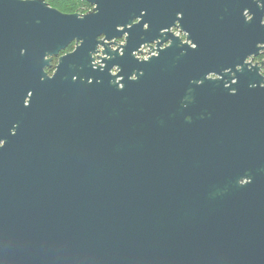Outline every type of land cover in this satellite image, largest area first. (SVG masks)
<instances>
[{
  "label": "water",
  "instance_id": "1",
  "mask_svg": "<svg viewBox=\"0 0 264 264\" xmlns=\"http://www.w3.org/2000/svg\"><path fill=\"white\" fill-rule=\"evenodd\" d=\"M86 2L0 0V264H264V0Z\"/></svg>",
  "mask_w": 264,
  "mask_h": 264
},
{
  "label": "flooded vegetation",
  "instance_id": "2",
  "mask_svg": "<svg viewBox=\"0 0 264 264\" xmlns=\"http://www.w3.org/2000/svg\"><path fill=\"white\" fill-rule=\"evenodd\" d=\"M255 1H257V0H255ZM204 3L206 4L205 0H188L187 5L191 9L198 7L200 10H202ZM53 8H55V7H53ZM249 10L254 11L253 15H251V13L248 14ZM249 10L247 9L245 11V14L247 15V20L255 21L256 20L255 19L256 14H254V13H257L259 10L264 11V4L257 3L255 5H251ZM66 14H74V13H66ZM261 25L264 26V13H263V20L261 22ZM171 33H173L175 36H177L179 38H182L184 43L186 42V38L188 37V33L185 34L174 26L171 28ZM119 43L123 44L124 40L123 39L119 40ZM189 44H191V42H189ZM76 46H77V42L72 41L64 50H62L60 52V54L58 56L52 57L50 65L45 68V73L48 75L49 78H53V75H54V73L57 69L58 63H59V58L74 52L76 49ZM192 47H195V45H193ZM262 47H263V49H261L258 54H253L251 57H249L246 60V63L249 64V66L247 68L248 72L252 76H259L261 78L262 83H261V86H259L260 88H264V45ZM148 51L149 50L147 48L144 49L142 51L141 58H146L149 55ZM238 70H241V68H238ZM250 86L252 88H259L258 84H254V85H250Z\"/></svg>",
  "mask_w": 264,
  "mask_h": 264
},
{
  "label": "trees",
  "instance_id": "3",
  "mask_svg": "<svg viewBox=\"0 0 264 264\" xmlns=\"http://www.w3.org/2000/svg\"><path fill=\"white\" fill-rule=\"evenodd\" d=\"M63 13H87L92 7L86 0H45ZM90 10H86L87 8Z\"/></svg>",
  "mask_w": 264,
  "mask_h": 264
},
{
  "label": "rangeland",
  "instance_id": "4",
  "mask_svg": "<svg viewBox=\"0 0 264 264\" xmlns=\"http://www.w3.org/2000/svg\"><path fill=\"white\" fill-rule=\"evenodd\" d=\"M86 8H87V7H86ZM92 9H93V7H92ZM92 9L90 10V9L87 8L86 10H90V11H92ZM90 11H88V12H90ZM81 14H83V13H81ZM123 40H124V39H123ZM114 73H115V70H114Z\"/></svg>",
  "mask_w": 264,
  "mask_h": 264
}]
</instances>
